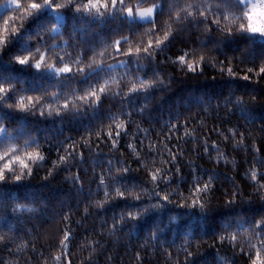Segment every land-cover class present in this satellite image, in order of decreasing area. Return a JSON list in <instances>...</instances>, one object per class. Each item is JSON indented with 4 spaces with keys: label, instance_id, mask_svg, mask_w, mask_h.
I'll list each match as a JSON object with an SVG mask.
<instances>
[{
    "label": "clouds",
    "instance_id": "1",
    "mask_svg": "<svg viewBox=\"0 0 264 264\" xmlns=\"http://www.w3.org/2000/svg\"><path fill=\"white\" fill-rule=\"evenodd\" d=\"M255 2L256 0H157L156 4L149 2L144 5L154 11L148 20L127 17L120 14L119 9L117 14H108L100 20L84 16L82 10L77 11L79 5L73 0L75 6L62 7L59 12L44 8L34 16H38L39 20L31 30L26 28L28 22L23 23L5 48L0 50V55L4 54L13 40L19 45L7 56L8 63L20 65L16 60L18 56L37 53V50H48L47 63H53L56 53L52 49L63 45L67 52L71 50V56L67 59H73V71L71 75H56L46 69L37 70L30 63L21 66H30L48 79L30 84L22 79L17 83L8 77L0 80V87L7 90L0 94V131L3 132L0 136V154L7 153L6 159L23 155L27 151H37L40 154V159L29 162L28 170H21L18 165H13V171L0 181V216H3L4 224L11 226L12 230L15 227H27L29 221L46 216L53 200H59L61 204L75 201L77 207L83 205V210L100 217L102 222L108 213L113 219L121 214L127 216L129 211L135 212L139 208L143 215L128 223L139 220V223H132L134 233L149 228L158 229L157 239L160 240L164 253L172 252L164 247L165 244L172 245L175 251L180 249L181 244L176 241L186 233L191 235L195 231L201 236L216 238L210 244L208 241L196 242L191 247L185 244L179 255L185 259L184 254L190 253L186 257L187 264H217L219 256L230 258L231 264H253L257 246L264 256V186H259V180L251 182L245 175L248 170H255L258 175L264 173V167L256 162L253 153H244L242 176L247 181L246 188H241L237 182V186L233 187L228 176L216 171L221 164L215 157L208 155L207 148L201 149L203 155H199L198 146L191 145L190 153L182 157L177 169L184 165L194 175L193 170L199 167L203 182L208 183L204 178L209 172L208 168L197 163L189 166L190 161L202 158L211 165V172L219 178L223 176L231 185L222 196H216L215 193L220 190L209 183V191L200 197L203 207L200 204L192 206L190 203L193 199L189 194L192 181L188 175H181L176 171V183L165 184L173 176V172L168 170V165L172 162L165 161L164 157L155 156L154 164L145 165L141 161L135 168L129 164L127 170L123 166L115 167L117 156L123 162L129 157L134 159L142 154L146 156L145 149L151 150L158 142L163 144L162 133L167 135L164 130L169 122L174 124L176 121H190L201 113L203 115L200 120L205 121L215 114L217 120H222L225 124H235L238 121L245 129L250 128L253 123L264 121V78H241L249 68L264 65V36L251 34L247 30V13ZM59 3L64 5L67 0ZM130 3L134 5L136 0H130ZM57 16L62 18L63 23L60 32L53 33L51 29ZM54 37H58L63 43L57 44ZM130 37L132 46H139L141 49L139 59L129 58L125 52L115 51L114 44L117 40H128ZM127 47L125 44L124 48ZM181 56L194 61L196 69L189 71L186 63H180ZM36 58L34 55L33 60ZM67 59L61 57L62 62H67ZM228 67L237 73L235 77L227 73ZM198 81H214L219 87L201 86L197 84ZM240 81L248 83L241 85ZM180 84L188 87L179 89ZM133 85H136L134 90ZM101 88L104 89L102 93ZM92 91L101 97L99 101L77 99ZM21 96L38 97L39 100L36 106L22 111L15 103ZM50 100L54 101L51 105L48 103ZM238 100L245 107L244 113L239 111ZM65 104L70 107H61ZM114 116L117 120L130 123L132 131L124 132L126 142L123 146L121 140H117L115 148L103 139L100 140V144H104L107 152L112 154L113 160L111 171L108 167L103 169V177L113 181L111 190L105 196H100L94 179L95 174L101 173V169L95 167L100 160L93 157L100 144L88 148L87 160L73 156L64 166H59L58 157H68L67 146L70 144L75 145L79 153L80 144L86 138H90L93 145L97 132L113 128ZM37 121L49 123L47 126L38 125ZM66 125L82 127L80 138L73 139L67 135L64 131ZM195 127L194 125L193 128ZM235 128L240 130L239 127ZM137 129L143 134L140 137L139 151L135 146ZM153 130L158 140L152 138ZM90 133L92 135L89 137ZM248 137L251 138L249 145L255 149L257 137L251 131L248 132ZM219 138L222 142L221 151L227 149L228 157L236 159L238 152L234 149L244 142V136L239 139L233 137L228 141L221 133ZM69 140L71 143L66 144L65 141ZM124 147L130 148L131 152L125 153ZM100 150L103 152V149ZM89 160L92 161L91 173L85 166ZM4 162L6 161H0V165ZM156 166L164 170L160 188L172 197L167 203H157L151 193L142 194L154 187L155 182L148 173L154 171ZM73 168L83 170L84 177L81 181L74 182L70 178L77 174L72 172ZM231 171L235 173L237 168L231 166ZM64 172L68 174L63 177L62 183L67 184V187L47 191L52 180ZM18 175L21 176L20 180L15 178ZM181 184L187 186V194L181 189ZM132 188L136 191H129ZM121 192L129 198H118ZM156 192L162 194L159 189ZM97 201H102L103 206ZM117 201H124L126 204L117 208ZM24 202L34 209L27 217L13 211L18 203ZM9 216L12 217L11 220ZM169 217H176V221L169 223ZM241 222L248 226V230L236 233L233 227L229 232H224L226 224L235 226ZM111 229L112 225L103 231L108 234ZM223 236H227V239H220ZM8 242L15 245L10 251L16 253V241L10 239ZM203 244H207V251L201 250ZM241 257L242 259H238ZM6 264L22 262L16 259L8 260Z\"/></svg>",
    "mask_w": 264,
    "mask_h": 264
},
{
    "label": "snow or ice",
    "instance_id": "2",
    "mask_svg": "<svg viewBox=\"0 0 264 264\" xmlns=\"http://www.w3.org/2000/svg\"><path fill=\"white\" fill-rule=\"evenodd\" d=\"M156 4L157 0H136V3L133 5L130 3V0H76V4L79 5V7L76 8L77 11H83L84 16L92 17L93 19H100L102 20L106 15L108 14H117V10L119 9V13L126 15L127 17L133 18V19H139V20H148L150 19L153 14V8L151 7H145L144 5L147 3ZM6 5L13 11V13H19V15H13L9 16L7 18L0 17V50H3L5 46L8 44L11 36L18 32L19 29L22 27L24 21L32 19L34 16H36L40 11H42L44 8H49L53 12H59L62 7L65 6H75L73 4V0H67V3L64 5H61L58 0H5ZM111 9V13H109V10ZM247 19H248V25L247 30L251 34H259L264 36V0H256L255 3L251 4L250 11L247 13ZM19 20L21 23L19 25H15V21ZM11 22V23H10ZM62 18L60 16H57L55 20L53 21V27L51 31L53 33H59L60 29L62 27ZM56 39L57 44H62L63 41L59 40L58 37H54ZM127 44L128 47L125 49L124 45ZM115 51L117 53L119 52H125L126 56L129 58L136 57L139 59L141 57V49L139 46L133 47L131 43V37L128 40H117L114 44ZM57 49H60L57 51ZM53 52L56 53L54 62L53 63H47L48 57H49V51H39L37 50V53H29L28 55L18 56L16 58L17 63L20 65H26V64H32V66L37 69H46L49 71L54 72L56 75H63V74H72L73 71V59H67L71 56L69 52H67L64 48H53ZM146 51V50H145ZM34 55L37 57L35 60H33ZM61 57H65L67 59V62H62ZM180 63L184 64L186 63L187 69L189 71H194L197 67L196 63L194 61H190L185 56H181L179 58ZM227 73L233 77L237 75V73L233 72V69L231 67H228L226 69ZM253 77L259 79L264 78V65L258 67V68H249L247 73L242 74L241 78L244 80L252 79ZM147 86V85H142ZM136 88V85H133V90ZM103 88L100 89V92H103ZM7 90L3 87H0V94L5 93ZM100 96L97 94V92L92 91L88 93L87 96L84 97H78L77 99L84 101L87 100L88 102L92 101H99ZM39 98H33L32 96H21L19 97L15 103L16 107L19 110L27 111L31 109L33 106L37 105ZM54 101L50 100L48 103L51 105ZM237 105H239V111L242 113L245 112V107L243 106L241 101H237ZM61 107H70V105L65 104ZM49 111H51V107H49ZM247 119V117H244ZM189 121L184 120L183 122L176 121L174 124L172 122H169L166 133L167 135H163V144L157 143L156 146L152 147L151 150L145 149L147 152V155H141L137 158H134L133 160L136 162V164L140 165L141 161L144 162L145 165L149 163H153L155 161V156L164 157L165 161H171L172 163H169L168 170L173 172V176L170 178V180H166L165 184H175L176 179L175 173L176 171H179L182 175V169H177V164L182 159V157L185 155L184 151V145H193L196 144L198 146L197 152L199 155H203V152L200 151L201 149L207 148L208 155L210 157H215L217 161L220 164H223L224 166H234L236 168H239L240 162L237 159H233L231 157H228L227 151L222 152L221 151V141L217 142L213 140V142H209V139L206 136L199 135L198 132L200 129H203L205 125L204 120H199V123L196 125L195 128L189 127ZM255 124L253 123L252 126ZM130 123H125L123 120H117V117H113V128L107 130V131H99L96 135V140L100 141L103 139L105 142L109 143L110 146L113 148L117 145V140H122L124 138V132H131L130 131ZM121 129L124 131L122 132ZM212 131L218 133L219 137L221 133L224 134V137L226 140L231 141L233 137L239 139L241 136H244L245 140L243 143H241L238 148L234 149V151L237 152H243V153H253L254 158L256 162L264 167V138L261 139V142L259 146H256L255 149L247 143L248 134L246 135L245 132L238 130L237 128L233 127L231 129L222 130L221 128H214ZM261 131L264 132V126L261 127ZM140 133V130L137 129V136H136V149L139 151L140 146V140L139 143H137ZM180 133V134H178ZM3 135V132L0 131V136ZM92 134H89V137ZM111 138V139H110ZM175 138L176 141H178L177 144H175V148H173V144H170L168 142H171ZM164 145H167L165 148ZM183 145V146H182ZM80 146L83 148H90L93 147L91 139L86 138L82 140ZM68 157H65L63 155L58 157L59 160V166H64V164L67 163V160L70 159L73 156H76L80 159H89V154L86 156L83 151L79 148V153H77V149L75 145H68ZM174 149H178L179 151ZM127 152H131L130 148H127ZM255 153H258V155H255ZM155 154V155H151ZM167 154V155H165ZM7 153L0 154V161H6L2 165H0V181H3L6 178V174L13 171V165H18L21 170H28L29 169V162L30 161H36L40 159V154L37 151H27L23 155H17L12 157L11 159H6ZM95 159L100 160L99 164H96L95 167H98L101 169V173L95 174V181L97 184L98 189V195L105 196L108 194L111 190V184L113 181L108 177H103V169L105 167L109 168V171H111V165L113 163L112 158L110 159H103L101 156V150L100 148H97V151L95 153ZM230 161V163H229ZM196 161H190V167L191 165L195 164ZM123 166L126 170L129 167V164L127 163V160L125 159L123 162H121L120 158L117 156L115 158V167L120 168ZM194 175L191 176L192 181V190L190 191V195L193 197V199L190 201L192 206H195L197 204H200L201 207H203V201L200 199V197L207 193L209 191V183L214 184L217 180L220 178L215 175L214 172L209 171L205 176L207 177L208 183H204L203 179L200 175L199 167H196L194 170ZM150 179L154 181V187L148 188L147 192H142V194H148L151 193L155 196V200L157 203H167L172 198L170 197L163 188H160V182L164 179V170L160 167L156 166L154 171H150L148 173ZM246 177L250 178L251 182H256L259 180L261 183L259 186H264V173L257 174L255 170H248L245 173ZM16 180H20L21 176H16ZM74 182L81 181V175L79 172L75 176L70 177ZM229 181H231L233 187H236V180L234 178L229 177ZM156 189H159V192L162 194H157ZM129 191H136L135 188L129 189ZM173 195H179V193H173ZM118 198H124L128 199L129 197H125L123 193L118 194ZM98 204L103 206L102 201H97ZM13 211L18 212L19 214H25V213H31L34 211V209L26 202L24 203H18L16 207H14ZM85 217L89 215L87 210H83ZM143 215V212L139 208L135 212L129 211L127 216L124 214H121L118 217H115L112 219V229L108 233L110 236H115V234L120 231L121 229L118 227V225L126 224L131 219ZM65 220H68L69 217L65 216ZM0 220H3V216H0ZM119 221V224L117 223ZM176 221V217H169V223H173ZM77 224H80L81 221H76ZM136 223H139V220L136 221ZM107 224V221H103L101 227H105ZM235 227L236 233H239L241 231L248 230V226H245L241 223L237 225L232 224H226L224 226V232L227 233L229 230L233 229ZM4 228L7 229V232L4 231ZM131 228L129 229V237L131 236ZM12 231L11 226L4 224L3 228H0V245H6L10 239H12L11 236H9L8 233ZM141 235H143V232L141 231ZM75 236V232L70 229L66 228V230L63 231L61 237L58 240L59 245V252L58 254H55L51 257L52 264H72V260L70 258L71 256V248L70 244L72 243V239ZM159 236V230L155 228H149L148 235L144 238V240L140 243L139 248L143 250V254L141 251H137L134 253V264H146L145 256L147 255V250L149 247H153L155 250L152 253L153 256H156L159 252L161 255L164 256V264H187L186 257L190 255V253H185V259H181L179 252L183 249L185 244L188 247H191V245L195 242V237L191 234H185L183 237V243L181 244L180 249L175 251V253H164L161 251V247H156L152 245L151 241H158ZM235 236H233V239ZM220 239L226 240L227 236H223ZM28 242L21 241L18 243V247L15 249L16 253H22L25 251V249L28 248ZM79 247L81 250L83 249H89L88 256L85 257L83 260H81L80 264H94V253L98 250L100 247V241L95 240L89 236H84L80 242ZM168 247H173L172 245H169ZM112 257H108V260L110 261ZM0 264H6L5 261H0ZM44 264H49L48 260H44ZM147 264H150V262H147ZM217 264H231L230 258L226 256H219L217 258ZM253 264H264V256L261 255V251L259 249V246H257L255 251V261Z\"/></svg>",
    "mask_w": 264,
    "mask_h": 264
},
{
    "label": "trees",
    "instance_id": "3",
    "mask_svg": "<svg viewBox=\"0 0 264 264\" xmlns=\"http://www.w3.org/2000/svg\"><path fill=\"white\" fill-rule=\"evenodd\" d=\"M5 2V0H0V7ZM58 2H63V0H58ZM13 15H19V13H13V11L9 8L6 9L3 13L0 14V17L6 18ZM39 20V17H33L30 20L24 21V23L28 22L26 25V28L31 30L36 26V22ZM11 23V22H10ZM15 25H19L21 21L16 20ZM19 45L15 40H13L12 44L9 45L8 49L5 50V53L0 55V80L4 79L5 77H8L9 79H14L19 83V80H24L26 84L34 83L37 80L43 81L47 80L48 77L43 76L40 73H37L34 69H32L30 66L25 67L17 64H11L7 61V56L9 53L14 52L15 49ZM63 48V45L61 46ZM60 49H57L59 51ZM71 51L70 49L68 50ZM241 85L247 84L246 81H240ZM197 84L201 86H208V87H219V85L216 84L214 81H198ZM192 87L196 85H191ZM251 87V85H248ZM185 87H188L186 84H180L179 89H184ZM189 90H191L189 88ZM201 113L200 115H196L189 121V127L196 126L198 124V121L201 119ZM49 122H43V121H37L38 125H45L47 126ZM206 130L205 127L203 129H200L198 134L202 136H206L209 141H217L220 142V138L218 133L212 131L214 128H221L222 130H226L228 127H239L241 131L245 132L247 135L249 131L252 132L253 136L257 137V146H259L261 139L264 138V132L261 131V127L264 126V121L256 123L254 126H251L248 129H245L243 125L240 122H235V124H225L222 120H217L215 118V114H213L212 117L207 118L205 120ZM64 131L67 135L71 136L73 139H79V133L80 131H83L82 127H74L71 125H66L64 127ZM130 131H132V126L130 127ZM166 132V129L164 130ZM152 138L154 140H158V137L156 136L155 130L152 131ZM163 134V133H162ZM180 134V133H178ZM139 139L137 143H139L140 137L143 136L142 133L138 134ZM63 139V137H61ZM126 138H123L121 140L122 146L125 144ZM66 144L71 143V141H65ZM171 146V144H177L178 141L173 138L171 142H168ZM247 143H251V138L248 137ZM96 144H100V141H95L93 143V147L96 146ZM109 144V143H108ZM110 145V144H109ZM184 151L185 155H188L191 151V146L184 145ZM100 149H103V152H101V156L103 159H110L112 158V154L107 152V147H105L104 144H100ZM80 150L85 153V155H88V149L83 148L80 146ZM178 150V149H174ZM62 151V149L60 150ZM97 151V150H96ZM123 151L127 153V148L124 147ZM227 151V149H226ZM55 151L53 152V158H55ZM155 155V154H151ZM166 155V154H165ZM93 157H95V153H93ZM236 159L240 162L239 168H237V171L233 173L231 171V166H224L221 164L216 171L222 172L223 176H228L231 178H234L238 185H240L241 188H246L247 181L244 180L242 176V172L244 170V153L238 152L236 153ZM127 160V163L130 164L133 168L138 167L139 165L136 164V162L131 159L130 157ZM196 163L208 168L209 171L212 170L211 165L202 158H197ZM89 168V173L92 171V161L89 160V163L85 165ZM182 174L188 175L189 179L191 180V176L193 175L191 172V169L187 168L184 165H181ZM72 172H79L81 177H84L83 170L73 168ZM67 172L62 173L61 175L55 177L52 182L49 184V187L46 189L47 191H57L61 187H67V184L62 183L63 177L67 175ZM201 175V173H200ZM223 176L216 182H214V185L217 189L220 191H217L215 193L216 196H222L224 191H227L230 189L231 185L224 180ZM205 179H207L206 176H204ZM95 179V178H94ZM175 179V177H174ZM163 187V186H162ZM181 189L187 194V186L181 184ZM126 202L124 201H117L116 206L117 208L125 206ZM23 216L27 217L31 215V213H25L22 214ZM68 216L69 219L65 220L64 217ZM118 217V215H117ZM9 219L11 220L12 217L9 216ZM81 221L80 224H77L76 221ZM103 221H107V224L105 227H101L102 220L98 216H93L91 214L87 215L85 217L84 211H83V205H80L77 207L75 201H72L68 204H61L59 200H53L52 203L49 205V209L46 213V216L42 218H37L36 220L29 221L27 224V227H15L13 230L8 233L9 236L12 237L18 244L21 241L28 242V248L25 249L22 253H14L10 251V249L14 248L15 245L11 242H8L6 245L0 246V261H8V260H16L19 259L22 264H44V260H48L49 264H52L51 257L55 254H58L59 252V245L58 240L61 237L62 233L66 228H70L75 232V236L72 239V243L70 244L71 248V260L72 264H80L81 260H83L85 257L88 256L89 249H83L79 247V242L84 236H89L95 240L100 241V247L98 250L94 253V264H134V253L137 251H141L143 254V250L139 248L140 243L144 240V238L148 235L149 229H145L143 232V235H141V232L134 233L133 230H131V236L129 237V229H132V223H126L122 225H118V227L121 229L118 231L115 236H110L109 234L105 233L103 230L112 225V215L108 213L107 216L103 218ZM4 221L0 220V228H3ZM4 231L7 232V229L4 228ZM192 235L195 237V242L192 244L195 245L196 242L199 241H208V243H212L216 238L214 236H201L197 234L195 231H193ZM170 238V237H169ZM152 245L156 247H160V240L158 241H151ZM177 244L183 243V237L177 239ZM103 245V247H101ZM169 244H165L164 247H168ZM217 247H219V244L217 242ZM169 251H172L175 253L174 247H168ZM155 249L153 247H149L147 250V255L145 256L146 264L147 262H150V264H164V256L161 255L159 252L156 256H153L152 253ZM202 251H207L208 247L207 244L202 245ZM162 251V250H161ZM108 257H112V259L109 261ZM181 259H183L181 257ZM238 259H242L238 258Z\"/></svg>",
    "mask_w": 264,
    "mask_h": 264
},
{
    "label": "rangeland",
    "instance_id": "4",
    "mask_svg": "<svg viewBox=\"0 0 264 264\" xmlns=\"http://www.w3.org/2000/svg\"><path fill=\"white\" fill-rule=\"evenodd\" d=\"M6 9H9V7L6 5L5 2L0 7V14L3 13Z\"/></svg>",
    "mask_w": 264,
    "mask_h": 264
}]
</instances>
